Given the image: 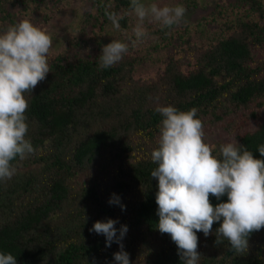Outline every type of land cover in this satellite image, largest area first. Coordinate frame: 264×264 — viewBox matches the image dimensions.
<instances>
[{
    "label": "trees",
    "instance_id": "1",
    "mask_svg": "<svg viewBox=\"0 0 264 264\" xmlns=\"http://www.w3.org/2000/svg\"><path fill=\"white\" fill-rule=\"evenodd\" d=\"M186 11L171 28L145 22L148 36L135 44L130 0H0V31L28 19L51 32V71L26 94L35 151L13 163L17 174L0 181V252L17 264H116L115 241L90 232L94 222L122 225L130 264H183L177 245L161 233L151 172L158 148V106L193 107L205 140H237L253 156L264 144V0H175ZM173 4V5H172ZM119 20L117 30L109 14ZM59 24V25H58ZM129 44L115 65L102 69V47ZM247 122L253 127L245 130ZM224 130L226 139L213 138ZM117 195L121 204H109ZM215 206L227 201L210 194ZM197 232L198 264H264V228L250 234L245 253Z\"/></svg>",
    "mask_w": 264,
    "mask_h": 264
},
{
    "label": "clouds",
    "instance_id": "2",
    "mask_svg": "<svg viewBox=\"0 0 264 264\" xmlns=\"http://www.w3.org/2000/svg\"><path fill=\"white\" fill-rule=\"evenodd\" d=\"M130 13L136 17L132 29L133 44L148 36L145 22L171 28L183 20V5H159L147 0H130ZM115 13L109 14L113 26L119 30ZM53 39L50 33L25 19L0 31V181L17 174L13 162L24 160L35 149L27 137L29 125L26 94H31L39 82L51 71L49 57ZM129 51V44L111 40L102 47L100 67L109 68ZM162 119L158 148L151 153L156 167L151 177L158 181V229L167 233L177 245L183 264H198L197 232L205 237L212 233L214 222L222 220L216 229V244L227 241L236 253L248 251L251 233L264 228V159L253 156L237 140L215 144L205 140L204 125L195 107L182 111L173 105L158 106ZM264 157V144L258 147ZM226 202L213 206L209 196ZM109 204H119L113 194ZM116 221L94 222L90 232L103 234L106 246L115 241L120 250L113 254L116 264H130L129 254L122 243L128 228L122 225L117 236ZM0 264H17L11 253L0 252Z\"/></svg>",
    "mask_w": 264,
    "mask_h": 264
},
{
    "label": "rangeland",
    "instance_id": "3",
    "mask_svg": "<svg viewBox=\"0 0 264 264\" xmlns=\"http://www.w3.org/2000/svg\"><path fill=\"white\" fill-rule=\"evenodd\" d=\"M167 1H171L170 3H173L174 4V2H175V0H147V2H156V3H158L159 5H161V6H163V5H165V3L167 2ZM172 4V5H173ZM206 12V10H203V9H201V8H197V9H194V10H189V11H186V13H185V17L186 18H191V19H194V18H196V17H198V16H200L201 14H203V13H205ZM65 20V18H61V19H58L57 20V22H59V24L61 23V22H63ZM57 22H52V23H50V24H45V25H43L42 26V29H45L48 33H50L51 34V32L57 27L56 25H57ZM58 24V25H59ZM253 127V123H251V122H247V123H245V125H244V128H245V130H247V129H250V128H252ZM226 133H225V131L224 130H220V131H217V132H215V134H214V136H213V138H216V139H226Z\"/></svg>",
    "mask_w": 264,
    "mask_h": 264
}]
</instances>
